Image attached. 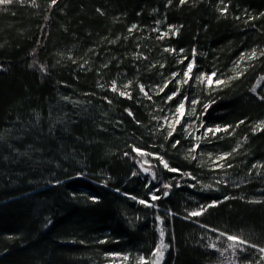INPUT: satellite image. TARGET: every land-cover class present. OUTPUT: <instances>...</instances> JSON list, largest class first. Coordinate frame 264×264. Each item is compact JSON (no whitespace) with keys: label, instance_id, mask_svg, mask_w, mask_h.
<instances>
[{"label":"trees","instance_id":"16d2710c","mask_svg":"<svg viewBox=\"0 0 264 264\" xmlns=\"http://www.w3.org/2000/svg\"><path fill=\"white\" fill-rule=\"evenodd\" d=\"M49 3L0 5V264H106L120 253L145 264L155 261L160 229L168 245L160 264H264L255 249L219 252L235 243L227 235L264 247V130L253 133L264 121V0H58L51 10ZM157 21L160 32L174 25L179 33L157 39ZM192 59L193 79L169 103L198 98L194 117L204 130L232 126L231 135L209 134L193 155L184 121L165 139L167 128L153 118L154 107L178 86L152 94L172 73L182 79ZM213 72L210 86L195 81ZM113 80L132 99L112 92ZM133 146L180 171L140 157ZM224 153L232 155L210 163ZM137 160L157 174V195L171 183L168 196L151 201L150 176ZM212 201L222 202L185 219Z\"/></svg>","mask_w":264,"mask_h":264},{"label":"snow or ice","instance_id":"6c2138e0","mask_svg":"<svg viewBox=\"0 0 264 264\" xmlns=\"http://www.w3.org/2000/svg\"><path fill=\"white\" fill-rule=\"evenodd\" d=\"M14 2V0H0V5H9L12 4ZM16 2H20L23 3L24 0H16ZM58 0H50L49 3V9L51 10V8L53 6H55L57 4ZM169 4L172 2V0H168ZM221 3H223V0H220ZM31 3L33 6H36V0H31ZM179 3L181 5L186 3V0H179ZM98 12H100V9H97ZM219 11L221 12V14H225L227 12V5H225L223 8H220ZM103 14V13H101ZM264 15V14H262ZM160 21H157V24H159ZM137 26L135 24H133L131 26V28H129V32L131 33L133 31V29H136ZM153 31H159L158 29H153ZM179 33V28H177L174 25H168V31L167 32H162L158 35L157 39L159 40H163L165 37H168L169 35L175 36ZM110 43H115V41H110ZM164 51L166 52H173L175 53V49H170V48H165ZM183 49H180V52H183ZM193 53L195 54V50H193ZM138 58L139 56H141L142 54H137ZM260 56H264V51H261L259 53ZM257 56V50L254 48L251 51V54L248 56V59L251 60L253 58H255ZM244 58V54H242L241 59ZM187 57H184L183 59L179 60L178 63H183L184 60H187ZM2 67V66H0ZM41 69L43 71H46V69L44 68L43 65L40 66ZM81 67H83V65H81ZM104 67H107V65H104ZM153 67H155V65H153ZM161 68L164 67L163 64L160 65ZM195 67V60L192 59L187 63L186 69L183 71L182 74V79H177L178 76H180L179 73H172L171 78L168 80H165L163 85H156V89L157 91V95H159V93H163L170 84L175 83L178 87L176 89L175 92H171V94L167 95L166 99H165V103H168L170 101L173 100L174 97H176L179 92H180V87L184 84H188L190 80L193 79L192 73ZM242 75V73H237V76ZM216 76V73L213 72L210 75L205 74V73H201L200 76L195 77V81L201 84H204L205 81H207V85L210 86L212 84L213 81V77ZM237 77H230V79H235ZM132 81H129L128 84L123 85L124 89H127L129 87V85H131ZM224 81L220 80V79H216L215 80V84L216 85H221L223 84ZM100 87H103V85H100ZM140 92L146 96L149 100H151V96L148 95V92L145 90V86L143 84H139L138 85ZM110 90L112 92H116L118 93L121 97H125L127 99H132V96L129 92L124 91V90H120V88H118L117 83L115 80H113L111 82V86H110ZM253 91H255V89H253ZM65 99H68L67 97H65ZM105 99L107 100V97H105ZM260 99L262 101H264V97H260ZM108 103H111V101L109 100ZM188 103L190 105V109L187 112V116L188 117H192L195 114L196 108L195 106L197 104L200 103V100L198 98H189V96H185L183 100L180 101V103L177 105V107L175 108L174 112H172L171 117L169 116H164V117H153L154 119L157 120H163L164 123L160 124L159 127L160 129H164L165 125H167V135L165 137V139H168L170 137H172L174 131L176 130V125H180L181 124V120L183 118H185V104ZM209 107L208 104H204L203 108L206 111L207 108ZM125 111L128 113L129 116H133V113L131 112L130 109H125ZM137 123H139V121H136ZM244 121H239L238 124L236 125V127H239L240 124H243ZM261 125H264V121L260 122L259 125H257L256 127L253 128V133H255L257 130H264V128L261 127ZM190 125L185 124V130H187V128ZM204 125L201 124V127H203ZM230 128H232L231 125H225L223 128H221V126L217 125L215 128H205V134L207 133H211L213 136H215L216 133L219 132H225L229 135H231V133L228 131ZM197 139H199V137H197ZM247 139V137H245V140ZM180 143V141H175L172 144V147L175 148L178 144ZM199 147V145H195L193 149H190V153L195 151V148ZM237 148H239V144L237 145ZM237 148H234L232 151L233 153L237 151ZM132 151L137 153L140 157H144V156H154L156 159H158L159 163L163 165L164 169H167L170 172H179V169H175V168H170L169 164L167 161L164 160L163 156H159L158 154H154V153H146L144 151H142L140 148H137L135 146H133ZM125 155H130L129 153H125ZM211 155V154H209ZM232 153H224L221 156L217 157V160H226L229 156H231ZM187 158V157H186ZM192 159H196L195 156L191 157ZM137 163H139L140 165V169L142 171L143 174H145V176H150V179L148 180V182L145 184V187L149 189V195L151 198V201H155V200H159L162 199L164 196H168L169 192L166 189H169L171 187V183H165L162 185V188L165 189V191H163L162 196L161 195H157L158 192L161 191L160 188H152V181H154L157 178V174L151 170L150 167H144V164L147 163V160L144 161H140L137 160ZM218 167H224V164H219L217 165ZM227 167H231V165H227ZM257 165H253V168H257ZM260 167H264V165H261ZM139 175L138 172H133L132 176H137ZM183 175H191L190 173H183ZM194 179V177H193ZM57 183H59V181H57ZM179 186V185H177ZM238 186V185H237ZM205 189H208L211 187V185H204L203 186ZM127 195V194H125ZM90 199H92L93 201L96 200L95 197H90ZM131 199L136 200L137 198L135 196H132ZM225 200L229 199V197H224ZM222 201H212L210 204L206 205V206H201L200 209L198 210H192L191 212L188 213V216L185 217V219H188L190 217H196V216H200L202 215L205 211H207L208 208L214 207L216 206L218 203H221ZM139 203L144 204L147 207H155V204L150 203L148 200H139ZM157 219L159 220L160 217H157ZM49 223H51V221H49ZM47 227V225H45ZM213 231H216L215 229H213ZM164 235L165 232L163 229H160V243H158L156 245V248L154 249L152 256L155 257V261H151L148 262L146 261L145 264H156V261L162 260L163 256H164V252L167 250L168 245L163 243V239H164ZM226 233H220V236H225ZM217 239H219V236L217 237ZM227 241H234L235 243H228L226 248L223 249H219L220 255H224L225 252H227L229 249L231 250V254L233 256H237L238 254H243L249 251V249H255L257 250L259 253L264 254V247H258L256 244H249V242L247 240L244 239H240L238 236L235 235H227ZM103 242V241H102ZM207 247L209 248H216V244L215 243H209V245H207ZM125 259H127V257H125ZM139 259L141 261H144L145 258L144 257H139ZM262 260H264V257L261 258ZM257 264H261L260 261H257Z\"/></svg>","mask_w":264,"mask_h":264},{"label":"rangeland","instance_id":"374dc122","mask_svg":"<svg viewBox=\"0 0 264 264\" xmlns=\"http://www.w3.org/2000/svg\"><path fill=\"white\" fill-rule=\"evenodd\" d=\"M155 29L159 30V31H156V32H158V34L162 33V32H160V31H162L160 24L158 26H156ZM242 61H243V59L239 60L234 65L233 71H238L240 69ZM163 83L160 85L162 86ZM214 84H215V82H214ZM126 91L129 92V90H126ZM157 91L158 90L156 88L153 90V92H152L153 96L157 95ZM159 94H161V93H159ZM176 107H177V105H173L169 102L168 103L164 102V104L159 103L158 106L154 107L155 108L154 109V117H164V116L171 117V114H172V112H174ZM189 109H190V105L189 106L185 105V118H183L181 120V122L184 121V123H183L184 129L183 130L185 131V135H187V137L190 138L189 149H193L195 145H197V144L199 145L202 143V142H200L201 140L206 141V142L209 141L208 135L209 134L212 135V134L211 133L205 134L204 128H202L201 125L199 124V122L195 120V117H194L195 115H193L192 117L187 116V112L189 111ZM163 123H164V121L162 119L155 122V124H163ZM185 124L190 125L187 128V130H185ZM165 127L167 128V125H165ZM176 127H177V125H176ZM197 137H199V139H197ZM195 150H196V148H195ZM191 154L193 155L194 153L191 152ZM219 162H220V160H217V157H216V158H213V161L210 163L217 164ZM144 167H150V166H144ZM125 257H127V259H125ZM107 258L109 261L106 264H134V261L138 262V258H134V256H130L128 253L112 254V255H108ZM156 264H160V260L156 261Z\"/></svg>","mask_w":264,"mask_h":264},{"label":"bare ground","instance_id":"6f19581e","mask_svg":"<svg viewBox=\"0 0 264 264\" xmlns=\"http://www.w3.org/2000/svg\"><path fill=\"white\" fill-rule=\"evenodd\" d=\"M141 173H142V171H141ZM143 174V173H142ZM144 176H145V174H143Z\"/></svg>","mask_w":264,"mask_h":264}]
</instances>
